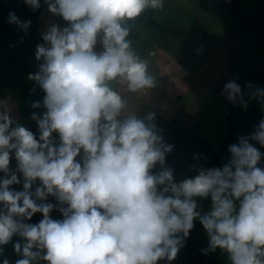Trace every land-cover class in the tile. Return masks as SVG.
I'll return each instance as SVG.
<instances>
[{"label": "clouds", "instance_id": "9594fccd", "mask_svg": "<svg viewBox=\"0 0 264 264\" xmlns=\"http://www.w3.org/2000/svg\"><path fill=\"white\" fill-rule=\"evenodd\" d=\"M24 3L41 7V0ZM43 3L66 23L50 22L36 46L39 70L29 79L45 93L31 104L45 109L31 114L38 134L0 101V264H12L3 246L14 236L22 257L14 264H171L196 220L208 237L202 253L219 248L230 264H264V153L250 142L264 147V117L228 146L222 167L197 162L196 175L176 181L166 165L173 145L156 113L140 116L130 105L128 93L160 82L133 47L132 22L165 0ZM8 23L26 33L31 20L9 12ZM245 87L228 81L222 95L245 109L253 99L264 107V88ZM209 196L210 210H197V198ZM36 213L42 219L30 223Z\"/></svg>", "mask_w": 264, "mask_h": 264}, {"label": "rangeland", "instance_id": "374dc122", "mask_svg": "<svg viewBox=\"0 0 264 264\" xmlns=\"http://www.w3.org/2000/svg\"><path fill=\"white\" fill-rule=\"evenodd\" d=\"M41 3L43 10L39 18L20 19L31 20L26 33L11 23L14 32L0 28V101L31 113H40L31 107L39 100V95L35 92L37 84L29 79V74L39 70L36 46L43 42L42 33L50 22L61 26L66 23L49 13L43 0ZM258 6L264 7V0H243L245 13ZM232 24L231 12L222 8L219 0H165L164 7L155 10L153 22H143L132 30L133 47L149 60L150 71L160 80L152 91L127 94L130 105L140 107L138 115L154 111L157 116L163 114V110L168 111L166 116L183 121L219 150L228 133V100L222 95L224 84L235 80L245 93L249 91L245 87L248 83L264 88V27L256 32H237ZM135 32L138 37L133 39ZM168 80L174 85L170 87ZM237 113L239 116L247 114V123L254 129L264 117V107L253 99L246 109L239 104ZM19 122L38 134V126L31 117ZM15 165L13 158L10 167L15 168ZM258 166L264 167V157ZM11 187L20 190L22 184ZM197 199V210L202 213L210 210V196ZM48 200L55 203L51 196ZM51 215L54 219L62 218L58 210ZM40 219L42 214L36 213L29 222L37 223ZM194 223L199 224L207 236L199 221ZM19 239L14 236L12 242L3 246L4 256L12 264L22 258L13 250V243Z\"/></svg>", "mask_w": 264, "mask_h": 264}, {"label": "trees", "instance_id": "16d2710c", "mask_svg": "<svg viewBox=\"0 0 264 264\" xmlns=\"http://www.w3.org/2000/svg\"><path fill=\"white\" fill-rule=\"evenodd\" d=\"M219 5L231 12L233 17V30L237 32H256L264 27V7L258 6L249 13L243 11V0H219ZM42 3L39 9L33 10L31 6L24 3V0H0V28L14 32V29L8 23L9 12H15L20 19L39 18L42 14ZM155 10H148L142 13L133 23V30L143 22L154 21ZM209 36V34H205ZM138 37L135 32L133 39ZM216 39H219L216 37ZM35 92L39 95L42 102L44 91L35 86ZM239 104L231 101L227 102V128L228 133L219 150L200 136L196 131L188 127L183 121L172 118L169 119L161 114L155 118L158 129L167 143L173 145V150L166 154V165L174 169V178L176 181L189 176L196 175L195 169L191 166L199 162L204 167H222L231 158L228 146L237 143L242 135H250L254 129L247 123V114L239 116L237 113ZM45 109H38L41 113ZM12 114L17 119L25 120L31 117V112L19 106H13ZM262 153L264 147L256 141H250ZM199 154L197 158L194 156ZM206 157V159H205ZM263 159V157H262ZM208 246V237L203 232L201 226L194 223V228L190 231V236L186 244L179 251L176 259L171 264H230L227 260V254L222 253L219 248L215 252L207 254L202 253L201 249ZM158 264H168L166 261H158Z\"/></svg>", "mask_w": 264, "mask_h": 264}, {"label": "crops", "instance_id": "0c3cea01", "mask_svg": "<svg viewBox=\"0 0 264 264\" xmlns=\"http://www.w3.org/2000/svg\"><path fill=\"white\" fill-rule=\"evenodd\" d=\"M165 83V82H164ZM168 85L171 87L172 85H174V84H171V80H168ZM163 112V114H161V115H163V116H165V117H167V118H169L168 116H166V114H165V112L168 114V111H162ZM170 119V118H169Z\"/></svg>", "mask_w": 264, "mask_h": 264}]
</instances>
